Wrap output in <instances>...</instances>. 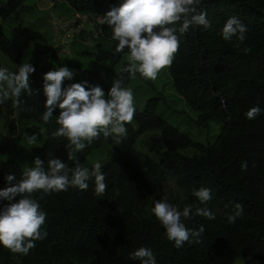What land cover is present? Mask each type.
Wrapping results in <instances>:
<instances>
[{
	"label": "trees",
	"instance_id": "1",
	"mask_svg": "<svg viewBox=\"0 0 264 264\" xmlns=\"http://www.w3.org/2000/svg\"><path fill=\"white\" fill-rule=\"evenodd\" d=\"M50 1L102 18L97 62L144 58L137 40L153 49L146 60L168 49L173 92L222 126L201 144L156 115L160 98L142 111L116 98L137 73L124 65L114 86L90 74L103 102L135 125L123 121L113 140L93 115L89 83L54 93L0 32L1 53L24 72L0 101L6 133L20 137L16 122L28 121L45 134L32 174L0 161V264H264V0ZM22 7L8 0L0 20ZM85 125L82 154L110 144L115 158L83 171L72 149ZM147 130L159 133L144 143L153 159L133 149Z\"/></svg>",
	"mask_w": 264,
	"mask_h": 264
},
{
	"label": "rangeland",
	"instance_id": "2",
	"mask_svg": "<svg viewBox=\"0 0 264 264\" xmlns=\"http://www.w3.org/2000/svg\"><path fill=\"white\" fill-rule=\"evenodd\" d=\"M7 1L0 0V5ZM22 1L23 7L16 16L6 21L0 20V32L19 51V62L23 69L33 67L34 73L59 95L73 94L85 83H89L94 91V100L91 105L93 115L100 130L108 132L113 140L117 139L123 121H128L133 128L135 125L103 102V93L90 74L101 80L105 86H114L120 82L118 76L124 72V65H128L134 67L137 73L132 74L128 84L114 94L116 98L142 111L149 99L158 97L160 100L156 115L166 124L195 142L206 144L214 141L222 124L214 118H204L201 113L191 111L173 92L166 69L169 61L166 55L168 49H159L152 58L146 60L145 56L151 54L153 49L137 40V45L143 48L144 58L139 59L124 54L116 64L110 66L109 61L95 60L96 43L84 35L71 42L68 56L57 58L54 49L58 41L54 30L70 17L69 8L63 2L50 0ZM143 38L149 42L153 40L148 35ZM154 41L168 44L155 39ZM129 47L132 48L134 45L130 43ZM102 51L112 52L110 44L103 43ZM50 52H52L51 55ZM23 78L24 72L0 51V101L7 96L12 86ZM10 118L15 119L14 115ZM5 124V120L1 118L0 161H14L24 173L32 174L36 168V161L32 160L35 156L34 150L40 148L44 142V128L33 122H16V130H22L21 136L16 137L6 133ZM87 133L85 125L72 149L73 159L83 171L101 167L115 158L110 144H101L84 156L82 147L87 139ZM150 137L160 139L158 131L147 130L137 137L133 145L134 151L152 158L144 144ZM159 143L161 144L160 141ZM181 153L194 154L190 149ZM168 212L171 215L176 214L174 208H170ZM242 261L241 258L237 259L234 264H242Z\"/></svg>",
	"mask_w": 264,
	"mask_h": 264
},
{
	"label": "built area",
	"instance_id": "3",
	"mask_svg": "<svg viewBox=\"0 0 264 264\" xmlns=\"http://www.w3.org/2000/svg\"><path fill=\"white\" fill-rule=\"evenodd\" d=\"M102 22L100 16H93L88 13H71L70 17L61 22L59 26H56L54 30L58 41L54 49L55 56L57 58L68 56L71 42L79 36L87 35L90 40L97 38L101 33L100 25ZM83 44L85 45V43ZM57 47L58 49L56 50ZM51 54L52 52H50Z\"/></svg>",
	"mask_w": 264,
	"mask_h": 264
},
{
	"label": "crops",
	"instance_id": "4",
	"mask_svg": "<svg viewBox=\"0 0 264 264\" xmlns=\"http://www.w3.org/2000/svg\"><path fill=\"white\" fill-rule=\"evenodd\" d=\"M71 14V13H70Z\"/></svg>",
	"mask_w": 264,
	"mask_h": 264
}]
</instances>
